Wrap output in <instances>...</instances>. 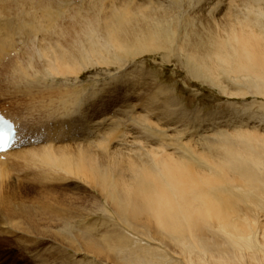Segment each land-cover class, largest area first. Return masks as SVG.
Returning <instances> with one entry per match:
<instances>
[{"label": "bare ground", "instance_id": "obj_1", "mask_svg": "<svg viewBox=\"0 0 264 264\" xmlns=\"http://www.w3.org/2000/svg\"><path fill=\"white\" fill-rule=\"evenodd\" d=\"M20 1L19 15L14 13L18 17L0 12V64L5 67L1 81L15 86L17 92L21 85L32 90L44 80L51 90L55 78L66 84L68 75L95 66H118L123 58L170 53L185 59L216 85L221 86L222 77H226L245 87L232 92L233 96L253 94L261 99L262 112H248L244 118V124L253 125L255 131L241 129L223 134L216 145L206 143L203 150L190 139L183 141L185 129H179L180 124L175 122L179 110L175 105L174 110L161 104L153 107V101H157L149 100L139 107L145 115L135 120L151 130L156 141L142 138L134 127L130 135H137L135 138H112L116 148L97 143L94 147L104 151L102 154L90 145L16 152L12 147L1 152L0 158L16 155L38 161L46 176L47 169L63 170L62 175L71 174L88 183L104 198L110 207L107 213L117 220L116 228L102 235L104 245L94 236L78 237L77 251L111 264H264V0H221L229 12H222L223 20L212 14L217 11L216 0H204L209 6L204 9L209 11L202 14L203 27L194 22L201 17L198 13L186 12L189 16L178 18L146 5L114 6L113 0L110 13L104 17L86 16L68 24V0ZM197 1L198 5L203 2H193ZM97 2L106 3L98 0L91 5ZM57 5L61 8L58 13L54 12ZM233 5L236 12L229 11ZM23 42L30 47L28 51L18 50ZM15 52L20 54L12 59ZM158 90L169 92L162 87ZM159 94L153 96L158 100ZM173 100L166 97L164 102L175 104ZM54 101L43 105L49 116L62 113L68 118V99L62 100L60 107ZM101 107L74 112L85 123L82 132L86 138L97 139L101 128L113 124L114 119L105 118L104 113L105 120H99ZM111 108L116 114L134 110L129 104ZM69 123L64 121L60 126L65 138L74 132ZM15 124L20 140L21 131ZM178 137L181 140L173 141ZM170 146L173 153L168 152ZM10 180V174L0 166V214L7 215V221L0 220L3 233L60 237L54 233L51 220L38 218L32 209L21 208L10 197ZM63 226L66 228L68 221Z\"/></svg>", "mask_w": 264, "mask_h": 264}, {"label": "rangeland", "instance_id": "obj_2", "mask_svg": "<svg viewBox=\"0 0 264 264\" xmlns=\"http://www.w3.org/2000/svg\"><path fill=\"white\" fill-rule=\"evenodd\" d=\"M1 1L0 12L5 10L4 12H8L7 17H18L15 14L19 15L18 13L21 10L20 0ZM85 1L68 0V24L73 22L74 19H87L86 16H88V19L100 15V17H104L111 11L110 0H102L106 2L104 4L97 2L98 4L92 5L91 2L98 0ZM193 1L180 0L183 3L179 2L180 7L176 4L177 0H113L112 2H115L114 6L133 3V6L146 5L151 8H160L169 11L171 14L174 13V16L176 14L175 17L178 18L185 16L186 12H189L190 15L198 13L201 17L204 12H207L206 15H208L209 9H204L206 1H201L199 5V1L195 3ZM83 2L85 4H82ZM215 3L218 4L217 11L212 13L213 10H210V13L215 14V18H222L223 20L224 14H229L228 8L221 3V0H216ZM182 5L184 8L181 7ZM263 5L264 1L261 2V7ZM56 8H54V12L58 13L61 8L59 5ZM229 11L236 12L237 10L233 5ZM201 17L198 16L199 19L193 17L192 20L195 19L194 22H197V24L199 22L200 26L203 27L202 24H205V21H202L204 16ZM12 42L15 43V39H12ZM20 45L18 50L26 48L25 50L28 51L30 48L26 46V42ZM19 54L20 52H15L14 56L11 55L12 59ZM169 54L150 53L135 59L123 58V63L118 66H95L84 70L78 75H68L66 84L63 80L55 78L53 83L51 81L54 88L51 90L46 88L48 81L44 80L42 84L34 86L32 90L25 85H21L20 92H17L18 89L9 82L4 84L1 81L5 67L0 64V113H4L3 115L6 118L17 123L21 131L19 145L13 146V152L41 147L70 146L71 149H76L75 146L77 145L94 147L97 143L102 146L103 144L113 146L116 140L113 139L114 141H112V138L118 139L119 136L130 135L134 127L138 128H136V132L142 138L145 136L147 139L152 138L156 141L153 132L146 126L138 124L135 120L139 115H145V112L142 113L139 107L149 100L157 101L158 105L153 101V107H158L159 104L169 110H174L177 107V110H179L178 115L175 114L177 116L175 122L181 125H179V129H185V140L183 139V141L190 139L195 145L198 144L197 148L199 150H203L206 143L216 145L223 134L241 129L255 131L251 128L253 125L244 124V118L248 112H262L259 104L261 99H256L253 94L233 96V93H236L240 88H242V91L245 87L233 83L226 77H222L224 83L221 86L216 85L192 64L187 63L185 59ZM1 59L2 55H0V62ZM161 87L165 91H169V94L160 92L158 88ZM126 92L131 94H125ZM132 93L136 94L132 95ZM155 93H160L158 100L153 96ZM165 96L173 97L175 104L171 101L170 105H167L164 102ZM52 99L56 100L54 103L58 107H60L62 100L68 99V118L63 117L62 113L58 117L49 116L43 105ZM116 104H129L134 110L116 114L111 108ZM55 105H53V108ZM98 105L102 106L101 112L98 114L100 116L99 120H105L102 118L104 115L105 118L114 119V121L113 124L111 123L112 126L101 128V130L107 131H100L99 137L94 140L93 138H86L85 132H82L85 123L80 114H74V112H88L94 110ZM101 113L104 114L101 115ZM149 120L155 121L154 118H149ZM64 121H69V126L74 129L72 134H68V138H65L63 134L64 128L60 127ZM164 126V124H160L161 128H164ZM169 133L174 134L173 131ZM112 135L114 136L112 137ZM136 136L130 135L131 139ZM177 140H181V137L173 139V141ZM113 147L116 148V144ZM170 148L168 152L173 153L174 150L171 146ZM96 149V151L94 150L96 153H104V151L100 152L98 148ZM76 151L78 150H74V152ZM37 162L16 155H5L0 158L1 168L5 169L11 177L7 188L10 197L15 198L21 208L32 209L37 213L38 218L43 217L47 218L48 221L51 220L54 233H59L60 237L7 235L3 233V228L0 226V264H111L106 261L100 262L101 260L98 261L99 259L92 257V255L78 252L75 248L78 245L77 238L84 236H94L98 242L103 244L102 235L106 231L116 228L117 220L110 213H107L110 207L104 198L88 183L78 180L71 174L66 175V177L63 174V176V170L50 171L47 169L48 175L46 176L45 168ZM2 214L3 212L0 214V220L7 221L5 219L7 215L2 217ZM66 221H68V226L64 228L63 223ZM62 238L66 239L68 243L65 240L63 241ZM142 243L144 245L148 244L147 241Z\"/></svg>", "mask_w": 264, "mask_h": 264}]
</instances>
